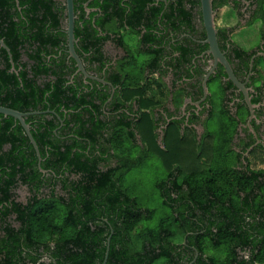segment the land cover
Segmentation results:
<instances>
[{
    "label": "trees",
    "instance_id": "trees-1",
    "mask_svg": "<svg viewBox=\"0 0 264 264\" xmlns=\"http://www.w3.org/2000/svg\"><path fill=\"white\" fill-rule=\"evenodd\" d=\"M139 3L138 11L145 0ZM54 5L53 0H18L17 5L0 0V38L12 59L0 46V105L39 112L25 121L46 170H39L20 123L0 114V264H101L108 236L105 264H264V198L240 194L251 190L246 192L247 177L226 158L233 129L220 123L219 130L198 143L194 133L181 136L176 126L169 127L161 149L151 112L143 111L134 124L121 116L100 119V104L91 91L68 82L50 66L55 59L41 55L57 46L44 34L48 23L53 27L58 22ZM61 64L60 69L65 67ZM134 97L141 109L148 107L143 91L126 99ZM64 111L69 117L64 126L72 131L68 139L57 136L56 116ZM137 147L142 155L133 157ZM151 150L167 171L156 186L169 214L155 227L139 228L153 210L142 209L122 179ZM112 162L115 166L106 170L99 167ZM23 186L30 192L24 202L17 193ZM260 192L264 197V185ZM247 248V255L237 251Z\"/></svg>",
    "mask_w": 264,
    "mask_h": 264
},
{
    "label": "flooded vegetation",
    "instance_id": "flooded-vegetation-1",
    "mask_svg": "<svg viewBox=\"0 0 264 264\" xmlns=\"http://www.w3.org/2000/svg\"><path fill=\"white\" fill-rule=\"evenodd\" d=\"M53 1L58 22L53 27L48 23L44 34L56 41L57 46L42 51L41 55L46 60L55 59L50 66L68 82L80 90L91 91L94 102L100 104V119L110 121L121 116L124 122L134 124L141 120L143 111L151 112L157 146L165 139L169 127L176 126L181 136L194 133L199 143L207 133H215L209 129L210 121H217L218 127L226 123L233 129L227 161L233 170L247 177L246 192L251 190L240 194H248L251 200L256 197L263 200L260 189L264 176L255 175L264 172V73L260 69V62H264V0L212 2L219 50L244 86L251 105L246 103L243 91L228 79L221 62L215 63L208 52L199 0L194 5L188 0L181 5L178 0H145L140 11L139 0H72L74 51L84 73L68 53L66 2ZM223 8H227L233 22L218 26L216 19ZM244 27L252 28L255 36L254 43L245 47L233 39ZM22 29L28 31L29 25ZM237 51L240 56H235ZM98 56L101 60L96 59ZM22 59L27 60L24 53ZM62 62L65 67L60 69ZM213 84L215 91L211 89ZM137 91H143L146 109L139 107V99H126ZM66 112L62 117L56 116L57 136L62 139L72 135L64 126V120L69 118ZM61 128L64 130L60 131ZM107 130L108 127L102 133L105 138ZM135 139L141 144L137 132ZM110 166H115V162L99 165L102 170ZM22 188L29 197L28 188ZM249 250L237 251L247 255Z\"/></svg>",
    "mask_w": 264,
    "mask_h": 264
},
{
    "label": "rangeland",
    "instance_id": "rangeland-1",
    "mask_svg": "<svg viewBox=\"0 0 264 264\" xmlns=\"http://www.w3.org/2000/svg\"><path fill=\"white\" fill-rule=\"evenodd\" d=\"M228 14L227 8L221 9L216 19V25L222 26L232 23L233 20L228 17ZM252 31V28L247 29V27H244L233 35V39L244 47L249 46L250 43H254L255 39ZM260 69L264 73V62H260ZM211 89L215 91L216 85L213 84ZM209 129L212 131L219 130L217 121H210ZM158 146L163 149V141L158 142ZM138 155H142V153L140 154L139 147L136 148L132 156ZM166 173L167 171L162 164L161 156L154 152V150H151L148 156L144 157L138 165L123 176L122 183L129 195L136 199L142 209L153 210L151 218L143 220L139 228L144 226L155 227L162 217L169 214V208L162 203L159 190L156 186L158 181L165 178ZM17 193L19 201H25L29 195L25 188H19ZM153 264H162V260H157Z\"/></svg>",
    "mask_w": 264,
    "mask_h": 264
},
{
    "label": "water",
    "instance_id": "water-1",
    "mask_svg": "<svg viewBox=\"0 0 264 264\" xmlns=\"http://www.w3.org/2000/svg\"><path fill=\"white\" fill-rule=\"evenodd\" d=\"M15 1H16V4H18V0H15ZM199 1H200V7H201L202 21H203V25H204L205 32H206V43L209 46L208 52L211 53V55L213 56L215 63H217V61L221 62V64L225 68V72H226L228 79H230L233 82V84H235L237 87H239L243 91L244 99H245L246 103L248 105H251L250 99L247 96L246 90L243 88L244 86L241 83H239V81L236 79V77L233 74L232 68L230 67L227 59L225 58L224 54L221 53V51L219 50L217 40H216V28H215V21H214L215 12H214V9L212 6L213 0H199ZM65 2H66L65 4H66L67 21H68V30H67L68 53H69L70 57H72L76 61V66H77L78 70L84 73L83 66H82L78 56L76 55V53L74 51L75 39L73 36V28H72L73 27V21H74L73 1L72 0H65ZM0 46L7 51L8 55L10 57V62L12 63L11 54L9 52V49L7 48V46L4 44V42L2 40H0ZM204 85H205V82H204ZM36 113H38V112H21V111L11 109V108H8L5 106H0V114H3L4 116H10L20 123L22 129L24 130L26 136L28 137L30 144L32 145V147L35 151V154H36V157L38 160L39 170L44 173L45 170L40 167L41 157H40L38 146H37L36 142L34 141L32 135L30 133L29 123H27L25 121V118L27 116H29L31 114H36ZM109 240H110V236L107 237L106 250H105L103 262L101 264L106 263V259L108 256V250H109Z\"/></svg>",
    "mask_w": 264,
    "mask_h": 264
}]
</instances>
